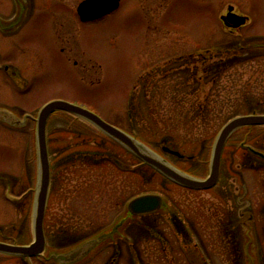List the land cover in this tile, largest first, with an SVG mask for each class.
<instances>
[{"label":"rangeland","instance_id":"1","mask_svg":"<svg viewBox=\"0 0 264 264\" xmlns=\"http://www.w3.org/2000/svg\"><path fill=\"white\" fill-rule=\"evenodd\" d=\"M79 1L0 0V108L19 117L29 114L22 128L0 122V239L27 243L33 238L36 119L51 100L83 105L157 153L164 145L179 150L183 157H167L199 177L208 174L214 134L228 117L264 113V0H120L115 10L88 21L76 12ZM229 6L248 17L244 27L225 28L220 16ZM151 77L157 81L156 93ZM171 93L185 96L188 110L172 111L173 104L165 102ZM194 109L203 115L185 125L177 121L175 129L164 125L166 114L192 116ZM84 122L60 111L48 120L52 184L44 222L47 251L29 259L0 254V264H58L48 254L80 241L65 236L71 203L89 215L74 228L94 231L93 237L120 223L116 234L129 246L120 259L108 247L80 264H196L199 257L208 262L209 255L199 252L194 241L196 230L213 248L217 264H231L224 215L231 190L234 196L246 195L242 203H252L249 212L256 225L253 220L244 224L242 242L258 264L256 250H264V158L248 148L264 153V127L237 131L224 147L217 184L190 190L171 185L148 166H137V158ZM151 192L164 197L158 212H127L123 204L130 195ZM171 214L181 220V233ZM164 219L167 223H161ZM221 219L224 225L216 228L215 220ZM152 220L167 239L156 228L149 232ZM133 222L136 249L123 236L125 225Z\"/></svg>","mask_w":264,"mask_h":264},{"label":"water","instance_id":"2","mask_svg":"<svg viewBox=\"0 0 264 264\" xmlns=\"http://www.w3.org/2000/svg\"><path fill=\"white\" fill-rule=\"evenodd\" d=\"M118 5L119 0H83L77 6V12L81 20L87 21L99 18L113 11ZM231 10L232 6L228 8V13L222 16L223 22L227 26L232 27L243 24L246 18L232 13ZM57 110L66 111L69 114L88 121L135 155L141 162L149 165L176 184L191 189H209L216 184L220 175L221 156L225 143L234 131L244 126L264 125V113L240 114L230 118L223 125L215 138L207 177L199 178L179 169L163 155L155 152L153 148L145 142L109 124L85 107L64 100H51L41 107L36 119L35 140L37 149V177L32 207L33 240L29 244H11L0 241V253L2 254L34 257L40 255L45 249L46 237L43 220L50 187V159L46 127L50 115ZM0 120L15 126H19L23 123V121L19 120L15 115L5 110H0ZM162 150L172 155L182 157L178 151L166 146H163ZM252 152L264 157V154L258 151L252 150ZM162 205L163 197L161 195L156 193H144L132 198L127 204V209L129 213L133 215H145L157 211ZM108 236L109 234L101 235L82 243L72 250L65 253L52 254V256L61 264L74 263L85 257Z\"/></svg>","mask_w":264,"mask_h":264},{"label":"flooded vegetation","instance_id":"3","mask_svg":"<svg viewBox=\"0 0 264 264\" xmlns=\"http://www.w3.org/2000/svg\"><path fill=\"white\" fill-rule=\"evenodd\" d=\"M236 13H238L237 11H235ZM226 11L223 13L225 14ZM228 30H233L231 28H228ZM246 195L242 192H239L236 196H234V194L232 193V190L230 192H227V200L230 202V204H226L224 207H226L227 209V213L224 214L227 216V219H225V226L226 228L229 230L230 232V239L232 242V245L230 246V248L228 250L231 249V251L228 253L229 256V261L231 262V264H241V260L246 261L245 264H249V257L252 258V264H256L255 261V256L253 257V255H251V253L249 252V249L246 247V249H244V242H242L245 233L243 231V227L245 223H249L251 222V220H253L255 223L252 226L256 225V218H254L253 214H250V208L252 207V203L250 204H244L242 203L244 200V197ZM234 198L236 199L237 202H234ZM70 207V205H69ZM228 207L231 210V213L228 212ZM263 208V204L260 206V209ZM259 209V210H260ZM89 215H84L83 213H81L78 210V207H75L74 203H71V209L68 208V212H67V218L66 220L68 221L67 224L70 225V229H67V231L65 232V236L67 237L68 240H79L80 241L78 243H81L83 241H85L86 239L90 238V234L93 233L87 231V227H85V229H81L79 230L78 228H74L77 225H79L80 223L85 222V218H88ZM242 218V219H241ZM222 220V223H221ZM215 220V225L216 228L218 225H224V220ZM79 221V222H78ZM161 223L165 222L167 223V221L164 219L160 220ZM171 222V221H170ZM172 222H174L177 227H178V232H182L183 230V224L181 222V220H179V218L177 217V215L172 216ZM218 222H220V224H218ZM104 225V224H103ZM100 225V226H103ZM99 226V227H100ZM105 227V226H103ZM102 227V228H103ZM152 228H156L157 231L160 232V234L162 235V237H165L167 239V236L165 235V230L163 228H161L160 223L157 220H152L150 221V227H149V232L151 233ZM196 229V228H195ZM253 235L254 233H256L255 228H251ZM103 230V229H100ZM95 231H98L95 230ZM216 231V230H214ZM100 232V231H99ZM123 236H127L128 238L133 240V244H134V248L136 249L137 247V224L135 222H133L132 224L130 223L128 225V227H124L123 229ZM216 236V235H215ZM111 240H114L113 242L107 243L105 245V243L99 248V251H103L105 248H110L111 250V255L114 257L115 254L118 252V259L121 258V256L124 254L125 251H123V247H126L127 250L126 252L129 251V246L128 243L122 239L121 235H112L110 238H112ZM195 243L196 246L199 250V252H206L209 255V260L208 262H205L202 260L201 257H199V259H197L196 264H217L216 261V253L214 252L213 248L210 249V247H208V245L206 244V240L204 239L203 235L201 234L200 230H196V234H195ZM163 244V243H162ZM231 244V243H229ZM110 245V246H109ZM215 245V244H213ZM164 246V245H163ZM216 250V249H215ZM215 254V255H214ZM262 255V258H261ZM256 256L258 259V264H264V250H256ZM117 264H119V261L117 262Z\"/></svg>","mask_w":264,"mask_h":264},{"label":"trees","instance_id":"4","mask_svg":"<svg viewBox=\"0 0 264 264\" xmlns=\"http://www.w3.org/2000/svg\"><path fill=\"white\" fill-rule=\"evenodd\" d=\"M166 70H164L163 72H165ZM162 72V73H163ZM150 81H151V85H152V92L153 93H156L157 91L156 90H154V89H156V80L155 79H153L152 77H151V79H150ZM185 82L186 81H183V82H181V87H183V91L184 92H186V93H188L185 89H186V84H185ZM174 93H171V97H169V99L168 100H163V101H165V102H167V103H172L173 105H171L170 104V107L169 108H174L172 111H175V110H178V108H183V111L184 110H188V108L189 107H184L183 106V100H184V98H185V96H183V97H180V98H176L178 95L177 94H174ZM155 97H156V94L154 95ZM176 98V99H175ZM186 102V101H185ZM198 104H197V106H201V104H202V102L201 101H198L197 102ZM169 105V104H168ZM194 110H198V109H194ZM251 113H254V112H251ZM200 115H203V113L202 112H200L199 110L197 111V113H195V114H193L192 116H190L187 112H179L178 111V115L177 114H166V116H167V123L166 124H164L165 126H168V125H173V129H175L176 127H177V121L179 122V121H181V120H183V125H185V124H187L189 121H191V120H187V119H194L195 117H197V116H200ZM237 115V114H236ZM157 116H159V115H157ZM157 116H155V115H153V117H155L156 118V120H159L158 119V117ZM162 116H164V115H162ZM193 117V118H192ZM232 116H230V117H228L223 123H225L229 118H231ZM162 119H163V117H162ZM165 121V120H164ZM155 124H157L156 122H154ZM221 127V126H220ZM219 127V128H220ZM256 127H264V126H248V127H242V128H240L239 130H237V131H242V133L243 132H246V131H249L250 129H252V128H256ZM168 129H165L164 128V130L162 131V134H165L166 133V131H167ZM237 131L235 132V134L237 133ZM134 134V133H133ZM135 136H137V135H135ZM214 136H215V134H214ZM146 142V141H145ZM117 145V144H116ZM118 146V145H117ZM120 147V146H119ZM122 148V147H121ZM179 151V150H178ZM131 155V154H130ZM136 165L137 166H141V165H144V166H147V165H145V164H143V163H141L140 161H137V163H136ZM149 167V166H148ZM150 168V167H149ZM152 169V168H151ZM120 170H122V169H120ZM153 170V169H152ZM154 171V170H153ZM157 175H159L160 177H163L161 174H159L158 172H156V171H154ZM167 180V179H166ZM171 185H174V186H178V187H180L179 185H177V184H175V183H173V182H171V181H169V180H167ZM139 182V187H144L143 186V184H142V182L141 181H138ZM141 188H139V189H141ZM138 194H141V193H134L133 195H130V197L129 198H131V197H133V196H136V195H138Z\"/></svg>","mask_w":264,"mask_h":264}]
</instances>
